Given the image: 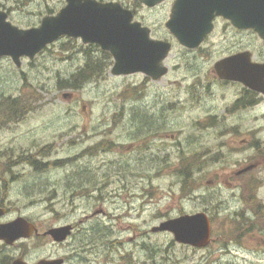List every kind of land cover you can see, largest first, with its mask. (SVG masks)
<instances>
[{
  "label": "rangeland",
  "instance_id": "1",
  "mask_svg": "<svg viewBox=\"0 0 264 264\" xmlns=\"http://www.w3.org/2000/svg\"><path fill=\"white\" fill-rule=\"evenodd\" d=\"M65 5L66 0H0L10 21L22 28L40 25ZM139 17L152 25L154 36H167L161 27L164 6L142 8ZM245 37L257 49L255 35ZM225 38L215 33L209 53L218 56L229 43V35ZM88 53L105 59L97 47L69 37L21 67L9 57L0 59V118L8 119L0 123V158L11 159L10 219L25 217L41 235L72 222L80 227L83 219L88 231L80 234L102 227L103 235L95 239L102 238L84 255L87 261L66 264H264V222L248 204L252 198L264 202V103L249 112L227 111L240 87L218 84L210 97L201 92L195 100L187 84L198 82L188 77L199 68L203 73L201 60L178 42L166 59L171 71L160 82H149L144 73L115 76L108 70L78 88L62 86L85 65ZM9 98L22 105L4 111ZM161 133L169 137L162 139ZM146 149L162 151L169 161V170L153 183L135 177L133 157L144 156ZM200 153L208 157L182 158ZM21 156L67 160L44 161L36 169L27 161L17 163ZM148 158L136 171L155 173ZM249 164L256 166L236 174ZM187 167L189 178L180 174ZM101 208L109 215L95 213ZM197 211L212 220L206 248L180 244L168 231H152L164 220ZM21 244L30 262L68 257L70 251L51 238L21 239L10 245L11 258L18 257Z\"/></svg>",
  "mask_w": 264,
  "mask_h": 264
},
{
  "label": "water",
  "instance_id": "2",
  "mask_svg": "<svg viewBox=\"0 0 264 264\" xmlns=\"http://www.w3.org/2000/svg\"><path fill=\"white\" fill-rule=\"evenodd\" d=\"M154 6L163 0H143ZM197 6L196 17L212 20L213 11L223 14L245 28H254L264 38V0H177L168 26L179 41L189 47L199 45L207 28L194 23L188 17L186 7ZM8 14L0 10V56H11L20 66L21 58L33 59L48 44L63 35L82 37L85 43H98L109 50L116 60L112 72L115 75L143 71L158 79L168 68L161 62L167 57L171 43L150 38V31L139 22H132L133 13L117 2L103 3L97 0H67L57 15L42 19L38 27L22 29L7 20ZM246 56V57H245ZM263 64L253 63L248 54H238L219 61L216 71L220 78L239 81L250 89L264 94ZM67 97V94L64 95ZM255 167L249 165L242 171ZM72 225L57 226L45 232L57 242L72 233ZM37 231L34 224L23 217L0 225V239L12 244L21 237H29ZM153 231H170L176 241L195 247H206L211 241V221L207 213L184 214L163 221ZM64 259H42L36 264H63ZM13 264H28L21 258Z\"/></svg>",
  "mask_w": 264,
  "mask_h": 264
},
{
  "label": "flooded vegetation",
  "instance_id": "3",
  "mask_svg": "<svg viewBox=\"0 0 264 264\" xmlns=\"http://www.w3.org/2000/svg\"><path fill=\"white\" fill-rule=\"evenodd\" d=\"M100 1H117V2H120L125 8L131 9V11L133 12V21H139L143 25L148 26L150 28V33L152 37L159 39V40L171 42L172 49L175 46V42H178L175 34L168 27V23L172 17L173 9H174V6L177 0H164L162 3H159L155 6H148L144 3L143 0H100ZM160 6H164L165 16H166L161 27L167 36L162 37V38H158L154 36V28L152 27V25L150 23L146 24L142 20V18L140 19L139 17V14L142 13V8H146L147 10L152 11L153 9L159 8ZM0 9L5 10L6 8H4V6H0ZM196 9H197V6L189 5L188 7H186L188 17H193L194 23L196 25H198L201 28L209 29V32L206 34L203 41L194 48L188 47L185 44L178 42V44L182 47V49L184 50V52H186V54L201 60V64H199V67H202L203 73L199 72L201 69L199 68L198 70L192 72L194 73L192 74V76L188 77V79H193L194 81L198 82V84H194V85L192 84L193 86L191 84H187L189 85V88H192L195 92L194 99L198 100L199 99L198 97L201 92H203V94H201L202 97L203 95H205L206 97H210L211 93L213 92L212 87L215 84H218L222 88L238 86L240 87V91L235 94V99L227 107V111L249 112L250 110L258 109L264 103V95L261 92H257V91H254V90H251L245 87L241 82L220 78L216 71V64L225 58L244 53V54H248V58L250 61L252 60L255 63L264 65V39L254 29L245 28L243 26H240L237 23H235L233 19L226 17L223 14H219L216 10L213 11L212 20L208 24L207 19L203 20L201 18V15L197 17L195 16ZM217 32L222 33V35L226 37L225 39H227V35H229L230 38H229V43H225L224 45H222L221 49L218 50L220 51V54L218 56H214L216 51L213 55L209 53L210 51H212V49L209 48L210 44L208 43V40ZM248 32L255 35V39L258 44L257 49L255 46H251L247 38L245 37V35H248ZM2 58L4 57H1L0 59ZM211 62L212 64H210ZM164 64L168 67L169 69L168 74H169V72L171 71L169 68V65L166 63V61L164 62ZM204 67H208V69H204ZM167 75L161 77L158 80H153L149 77L148 81L149 82H160L164 78H166ZM263 76H264V68H263ZM203 78H206V79L211 78V79L210 80L207 79V81H204L202 80ZM202 97L200 98L199 102L202 99H205ZM6 122H8V119L0 118V123H6ZM208 124L213 125V122L210 121ZM160 128L163 129L164 125H161ZM162 132H165V130H163ZM164 137L167 139L169 135L162 134L161 138L163 139ZM146 150L147 152L144 156H139L137 154L136 156L133 157L135 159L134 160V166H135V172H136L135 177L143 181L148 180L150 183H153V179L155 177H160L169 170V161H168V158H164L162 156V151L160 154H155V153L150 154V151L148 149ZM207 157H208L207 153H200L194 156H190V155L187 156L185 154L182 155V158H207ZM142 158H148V163L149 165L150 163L153 164V167L151 165L150 166L153 170H155V173H153L152 175H146L144 173H139V171H136L138 167L144 162ZM82 159H86V158H82ZM15 160L17 163L27 161V163L33 165L36 169H39L42 166H44V163L53 162L56 164L58 162H62L67 159L62 160V159H52V158H35L34 156L33 158H31L30 156H27V157L21 156V158H15ZM10 162H11V159L9 156H6V158H0V225L7 224L11 221L10 219L11 212H10V205H9ZM38 162H44V163L39 164ZM181 173L182 171H180V174ZM241 173L242 171L240 169L236 174L239 175ZM100 188L101 186H99L98 189ZM149 189L151 190V193H153L154 186L151 185ZM116 195H120V194H116ZM98 214L103 215V216H108L109 212L106 209L101 208L100 210H98ZM84 221L85 220L83 219L82 225L80 227H79L80 223L72 222L74 230L71 236L64 242H61V243L55 242L57 244H65L70 249L68 257H64L65 264L69 259L76 260L79 258V261L82 260L84 258L85 253L90 248V244H92V243H89V240L95 238L93 235H90L88 233L80 234L81 231L82 232L88 231L85 228H82V226L84 225ZM33 238L45 239V238H51V236L44 235V234L41 235L38 229L37 234L35 233L27 239L31 240ZM131 238L132 237H129V241L131 240ZM19 241L21 240L16 241L12 246H14L16 243H19ZM19 247L21 250L18 249L19 251H16V255L14 257L16 256L21 257L27 263L33 264L34 262H30L32 261V259H30L28 257V254H26V252L23 251V249H25V246L21 244ZM9 248H10V245L4 239H0V264H12L13 263L15 258L14 259L11 258Z\"/></svg>",
  "mask_w": 264,
  "mask_h": 264
},
{
  "label": "trees",
  "instance_id": "4",
  "mask_svg": "<svg viewBox=\"0 0 264 264\" xmlns=\"http://www.w3.org/2000/svg\"><path fill=\"white\" fill-rule=\"evenodd\" d=\"M108 67V64L106 65V68ZM102 68L98 65L96 61L90 60L86 64L85 68L80 70L79 73L75 76V79L71 82L69 80H64L62 83V86L70 85V83L73 84V86L76 88L77 86H81L84 81L89 80L90 78L94 77L97 73H100ZM9 105L10 108H15L20 105H22V102L18 100V98H9ZM185 173V176L187 178L191 177V170L190 168H186L182 171ZM248 204L251 206L252 210L255 212V215L260 219V221L264 222V202L255 200L252 198L249 200ZM263 212V213H261ZM262 216V217H261ZM249 223V220L247 221ZM103 228L96 227L95 230L91 233L93 235H103ZM98 241H96L94 238L89 240V243H92L91 245L96 244Z\"/></svg>",
  "mask_w": 264,
  "mask_h": 264
}]
</instances>
